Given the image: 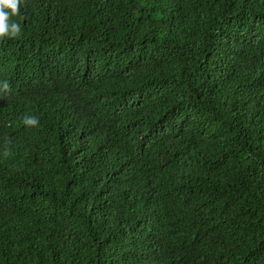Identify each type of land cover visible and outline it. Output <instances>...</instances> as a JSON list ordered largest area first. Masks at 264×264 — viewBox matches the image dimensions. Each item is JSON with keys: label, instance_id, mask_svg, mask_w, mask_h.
<instances>
[{"label": "trees", "instance_id": "16d2710c", "mask_svg": "<svg viewBox=\"0 0 264 264\" xmlns=\"http://www.w3.org/2000/svg\"><path fill=\"white\" fill-rule=\"evenodd\" d=\"M12 19L0 264H264V0H21Z\"/></svg>", "mask_w": 264, "mask_h": 264}, {"label": "clouds", "instance_id": "9594fccd", "mask_svg": "<svg viewBox=\"0 0 264 264\" xmlns=\"http://www.w3.org/2000/svg\"><path fill=\"white\" fill-rule=\"evenodd\" d=\"M21 0H0V40L14 39L19 36L21 29L13 17L19 15ZM8 88L7 82L4 89ZM23 123L27 126L35 127L39 124V119L35 116L25 117Z\"/></svg>", "mask_w": 264, "mask_h": 264}]
</instances>
